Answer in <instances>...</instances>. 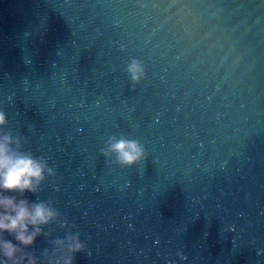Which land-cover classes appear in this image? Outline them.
<instances>
[{"label": "water", "instance_id": "water-1", "mask_svg": "<svg viewBox=\"0 0 264 264\" xmlns=\"http://www.w3.org/2000/svg\"><path fill=\"white\" fill-rule=\"evenodd\" d=\"M0 115L58 213L22 264H264V0H0Z\"/></svg>", "mask_w": 264, "mask_h": 264}, {"label": "clouds", "instance_id": "clouds-1", "mask_svg": "<svg viewBox=\"0 0 264 264\" xmlns=\"http://www.w3.org/2000/svg\"><path fill=\"white\" fill-rule=\"evenodd\" d=\"M128 72L133 81L143 75V68L138 61H132ZM5 123L0 115V127ZM16 143L14 139L0 132V264H22L24 255L17 257L22 252L16 244L3 238L7 232L14 236L15 240L24 246H30L38 235L41 234V226L48 224L58 213L48 204L30 203L26 199H17L15 195L8 193H20L26 191L35 192L40 182L44 179L45 171H51L47 162L36 159L30 154H25L12 148ZM105 155H114L122 165H132L140 160L144 154L143 147L135 140L110 137L105 144ZM69 250H80L83 245L78 236H69ZM57 244L63 243L57 241ZM29 264H36L34 258H28ZM64 264H71L67 259Z\"/></svg>", "mask_w": 264, "mask_h": 264}]
</instances>
